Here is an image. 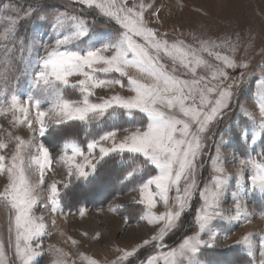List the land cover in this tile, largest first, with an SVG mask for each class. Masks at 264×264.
<instances>
[{
  "label": "snow or ice",
  "instance_id": "obj_1",
  "mask_svg": "<svg viewBox=\"0 0 264 264\" xmlns=\"http://www.w3.org/2000/svg\"><path fill=\"white\" fill-rule=\"evenodd\" d=\"M72 4L82 5L84 8L97 11L102 17L118 26L114 37L99 44L92 45L85 50H72L68 47L89 34V26L85 18L75 14L62 13L58 15L52 25L57 32L50 49L46 48L44 56L36 52V59L25 63L23 74L30 78L31 91L21 103V97L12 92L0 102V115L5 114L10 106L15 124L26 123L32 129L33 121L29 119V107H34L35 124L38 129H32L43 137L47 131L46 118L57 125L70 121L84 124L99 122L106 116L115 117L117 110L131 117L138 112L145 118L144 122L131 128L122 129L126 134L117 140L121 129H113L94 137L87 142V154L75 140H68L63 145V160L67 166V177L70 181L77 178H87L86 167L95 169V164L89 159H95L94 153L98 149L99 159L103 160L110 154H129L131 162L135 164L138 157L143 162L154 166L157 174L146 180L142 179L132 191L138 192L137 202L146 206L147 211L141 219L151 224H160L157 235L151 240H144L148 245L153 241H162L166 232L174 229L186 206L196 190L197 161L204 154L206 134L209 126L217 120L223 110L230 106L233 96V84L225 85L229 79L228 68L237 66L247 68L246 64L237 63L226 56H221L213 49L228 47L234 49L231 41L222 44L210 39H201L199 47L186 44L183 40H169L167 33L150 26L145 19L144 5L128 0H71ZM8 5H4L6 9ZM139 9V10H138ZM153 15H156L153 13ZM10 24L0 35V42L15 38L16 20L9 18ZM6 45L0 43V49ZM10 51V50H9ZM110 53V54H107ZM207 53L223 66L213 65L203 57ZM203 69L210 76L199 74ZM261 71L264 72V66ZM133 72L135 74H133ZM111 74L127 78L128 96L112 95L101 102L90 100L96 89L113 86L125 87L122 81ZM80 77L75 83L71 77ZM264 82V81H262ZM77 88L80 99L68 98L67 88ZM260 122L255 125L251 136V143L264 136V88L258 96ZM46 103L47 110L41 109ZM15 113H23L21 121ZM9 139H12L9 134ZM15 151L10 157L0 155V173H7V184L0 191V205L9 211V233L14 236L15 256L19 264H32L34 257L41 255L39 239L46 234L43 216H36L34 209L40 207L56 213L60 208V191L56 182L48 185L49 195L47 204L40 203L37 193L45 185V171L51 169L52 159L49 149L41 142H25L21 137L15 138ZM109 143L110 146H104ZM7 148V144L0 139V150ZM34 149V154L33 153ZM70 150L71 154H68ZM254 150V148H253ZM25 152L30 154L26 157ZM82 157L86 163L77 162ZM221 161L214 162L213 169L217 173L211 189L207 187L200 191V198L204 202L195 216V221L201 231H204L209 221L221 216L218 211L219 200L227 177ZM245 169H252L249 176L253 190L264 194V153L260 159L249 157L239 161L237 180L243 178ZM27 170L38 172L39 179L33 183L27 175ZM141 170L140 165L131 168L125 179L134 178V174ZM67 187V184L64 185ZM177 193L174 200H170V192ZM163 202L166 212L154 215L152 209L157 203ZM236 217L241 214L248 218L246 208H243L238 198L234 197ZM114 211V209H112ZM80 215L84 214L81 208ZM264 216V212L261 213ZM250 222V221H249ZM55 224V220H53ZM215 235L208 241L199 236L185 239L179 249L163 255L165 264H200L197 253L202 247H211ZM33 242L35 246L33 247ZM239 244L247 247L251 254L252 242L246 235ZM159 248L160 244L157 243ZM57 259L54 264H67L64 259L68 254L60 249H54ZM5 247L0 243V264H5ZM134 252H125L121 259L131 257ZM260 264H264V239L260 245ZM157 257H150L146 264H155ZM88 264H96L89 259Z\"/></svg>",
  "mask_w": 264,
  "mask_h": 264
},
{
  "label": "rangeland",
  "instance_id": "obj_2",
  "mask_svg": "<svg viewBox=\"0 0 264 264\" xmlns=\"http://www.w3.org/2000/svg\"><path fill=\"white\" fill-rule=\"evenodd\" d=\"M34 1L36 0H0V35L9 26V18L16 20L15 38L0 42L6 45L5 48L0 49V102L6 98L4 92L7 90L8 95L12 92L18 94L23 104V100L31 91L30 78L23 74L24 65L30 59H36L37 51L40 56H44L45 49H50L58 35L52 27L58 15L62 13L75 14L85 18L88 23L89 34L69 44L68 47L72 50H85L92 45L99 46L101 42L114 37L117 33L118 26L114 22L102 17L95 10L84 8L79 4L82 8H79L77 4L73 5L71 0H48L49 6L46 10L45 4H40L39 0L34 4ZM133 3L144 5L145 19L150 22L151 27L162 33H167L169 40L180 39L193 47H199L201 39H210L221 44L224 41H231L235 46L234 49L225 46L213 49V51L234 60L237 65H247V68L237 66L226 69L229 79L225 81V85H234L230 106L224 109L217 120L209 126L204 154L197 161V188L193 191L188 203L189 205L195 200L194 226L190 225L192 227L190 231H193L194 228L195 230L192 234L184 236L175 245L172 244L160 252V248H157L156 244L174 240L177 233L176 223L174 229L165 233L162 241H153L144 245L143 241L151 240L153 236L157 235L163 224L150 225L146 219H141L147 209L145 205L137 202L138 192L135 191L113 197L98 207H83L84 214L82 216L79 211L81 208L78 211L65 212L60 207L53 215L50 208L45 209L38 204L34 209V214L38 217L43 216L46 234L38 241L41 244L39 251L42 254L34 257L32 264H54L57 259L54 249L57 248L68 254L64 257L67 264H88L89 259L96 261V264H146L150 257H157L155 264H165L163 255L179 249L185 239L197 235L202 239L205 231L200 230L195 216L204 203L200 198V191L206 187L212 188L214 183V174L217 173L214 172L213 165L217 159L221 161L220 166L225 170L223 175L227 177V181L219 200L218 211L221 212V216L215 218L217 221H224L231 231L229 230L228 236L216 241L214 245L224 246V250L220 251L228 252L219 256L209 252L204 257L200 254V250L205 248L202 247L199 250L200 253H197V259L200 264H260V248L256 246V243L258 244L264 239V222L259 221L256 214L264 212V204L261 202L254 205L253 201L264 194L259 190H254L253 196L251 194L248 199H244L243 190L250 170L247 172L245 169L243 178L239 181L236 174L241 159L247 160L251 156L259 160L260 154L264 153L256 148L261 137L256 139L255 145L251 143L255 125L260 122L258 96L260 89L264 88V82H262L264 81V72L261 71L264 66V0H128L129 6ZM56 4H60V6H56ZM4 5H8V7L5 9ZM202 55L209 63L223 66L222 61L209 57L207 53ZM198 72L201 75L210 76V73L203 69H199ZM133 74L135 73L133 72ZM111 75L120 79L124 85L127 84L126 77L123 79L118 74ZM70 79L74 84L80 77L73 76ZM65 94L68 98L80 99L78 87L67 88ZM116 94L131 95L129 91L117 85L96 89L90 100L99 103ZM238 98L239 101H237ZM24 106L29 107V119L33 121L32 129H38L39 126L35 124L36 109ZM40 107L47 110L48 105L44 103ZM15 116L21 121L24 119L23 113H15ZM115 117L117 119L119 116L116 114ZM115 117H111L109 120L114 121ZM144 120L145 118L141 116V121ZM73 122L76 121L57 125L54 121H48L46 118L47 131L43 137H40L38 132L34 134L26 123L15 124L13 122V112L10 110V106L5 114L0 115V139H3L7 144V148L0 150V155H5L10 159L15 151L16 141L14 138L16 136L21 137L25 142H42L49 149L52 159L51 169H46L45 185L37 193L42 204L48 202L47 186L51 183H57L61 194L65 188L83 178H77L74 175L69 181L68 169L62 158L63 145L66 141L62 140L60 135L64 130L70 128L65 125ZM9 134L12 139H9ZM125 134L117 136V140ZM104 146L108 147L109 145L105 143ZM82 149L87 154V144ZM29 154V152H25L26 157ZM31 154H34V149ZM68 154H71L70 150ZM94 156L95 159L92 157L89 159L96 165L100 161L98 149ZM77 162L86 163L82 157H77ZM85 171L89 177L93 169L86 167ZM27 175L33 183L39 179L38 172L33 170H27ZM6 184L7 173H0V191H3ZM65 184L67 187L64 186ZM101 190L106 195L110 190L109 184H104ZM176 195L175 191L170 192V200H174ZM234 197L240 200L243 208H246L247 219L243 214L239 218H234L236 217ZM78 198L81 200L88 198V193H81ZM166 211L163 202L159 201L156 208L152 209L154 215H160ZM187 214L185 213L183 216L187 218ZM53 220H55V224H53ZM190 223L192 224L191 221ZM9 227V211L0 205V243L5 247L4 261L5 264H19L15 256L14 236L10 235ZM246 235L250 236L252 242L251 254L247 247L238 243ZM35 243L33 242V247ZM233 249L241 255L239 256ZM245 249L248 251L246 252ZM129 251L134 252V255L121 259L124 253ZM148 255L150 256L147 257ZM245 257L248 261L244 260Z\"/></svg>",
  "mask_w": 264,
  "mask_h": 264
},
{
  "label": "trees",
  "instance_id": "obj_3",
  "mask_svg": "<svg viewBox=\"0 0 264 264\" xmlns=\"http://www.w3.org/2000/svg\"><path fill=\"white\" fill-rule=\"evenodd\" d=\"M38 3V0L34 1ZM40 4H45V10L47 6H49L48 0H39ZM33 4V5H34ZM75 5V4H73ZM78 5V4H77ZM56 6H60V4H56ZM79 6V5H78ZM81 6H79L80 8ZM82 8V7H81ZM239 101V98L237 99ZM116 114L119 116L117 119L115 117L114 121L109 120L111 116H106L102 118L99 122H93L90 124H84L82 122H73L65 126H70L66 131L60 135V138L64 141L75 140L81 148L87 144V142L94 138L102 135L106 131H110L113 129H124L131 128L135 125L143 123L141 121V114L135 112L131 117L125 115L121 110H117ZM138 121V122H136ZM256 148L261 151H264V136L260 138L259 143ZM256 151V149H255ZM136 165L141 166V170L134 174V178L125 179V176L131 168L136 167ZM156 170L153 166L147 165L143 162L142 157H138L135 160V164L131 162L129 154L125 153L123 155L120 154H110L105 157L103 160H100L96 165L95 169L92 171V174L86 179L81 178L76 180L71 186L65 188L63 192L60 194V207L65 212H74L78 211L83 207H98L99 205L107 202L109 199L124 195L128 192L132 191V188L136 186L142 179L146 180L151 175H155ZM83 179V180H82ZM109 184L110 190L105 195V193L101 190V187L104 184ZM81 193H88V198L79 199L78 196ZM264 204V196H261L253 201V204L261 203ZM195 205V200L192 201L185 208L181 217L179 218L176 230L177 233L172 242H163L164 245L160 248V252L164 248H169L172 244H176L179 240H181L184 236L192 234L195 230L190 231L192 228L190 225L194 226L193 223V209ZM129 208V207H128ZM130 209V208H129ZM185 213L187 214V218L183 216ZM192 222V224L190 223ZM169 242V243H168ZM234 250V249H233ZM238 253V251L234 250ZM232 251L233 253H235ZM212 252L213 254L224 255L226 252ZM239 256L241 255L238 253ZM148 255L147 257H149ZM205 257V256H204ZM244 260H247L245 257ZM248 261V260H247Z\"/></svg>",
  "mask_w": 264,
  "mask_h": 264
},
{
  "label": "crops",
  "instance_id": "obj_4",
  "mask_svg": "<svg viewBox=\"0 0 264 264\" xmlns=\"http://www.w3.org/2000/svg\"><path fill=\"white\" fill-rule=\"evenodd\" d=\"M123 78V77H122ZM124 79V78H123ZM127 80V79H126ZM124 90H126V91H128V89H127V84H125V87H122ZM138 113V112H137ZM140 114V113H139ZM125 132L124 131H120V132H118V134H117V136H120V135H122V134H124ZM108 145L110 146V144L108 143ZM248 170H250V173H248L247 174V177H246V183H245V186H244V190H243V196H244V199H248V197H250L251 196V194L253 193V189H252V187H251V183H250V180H249V175H251V174H253V170L252 169H247V172H248ZM216 175H218V174H214V176H216ZM208 189H211V188H208ZM133 193V192H132ZM252 196H253V194H252ZM256 197H258V195H255ZM241 197V196H240ZM255 197V198H256ZM248 201V200H247ZM231 203H233V202H231ZM243 203V202H242ZM248 204L251 206V203H249V201H248ZM218 210H219V207H218ZM254 211V210H253ZM256 214V213H255ZM256 216L258 217V220L259 221H262V222H264V216H262L261 215V213H258V214H256ZM254 217V216H253ZM222 229V230H219V229ZM230 229H229V226H227L226 224H225V222L224 221H217L216 220V218L215 219H212L211 221H209V223H208V226H207V228L204 230L205 232H204V234H203V236H202V239L203 240H205V241H208L209 239H210V236H212V235H215V241H214V243L216 242V241H218V240H220V239H223L224 237H226V236H228V234H229V232L231 231H229ZM214 243L212 244V246L211 247H205V248H203L202 250H200L201 251V253H200V251H199V253L201 254V255H203V256H206L209 252H207V251H213V252H221L222 250H224V246H216V245H218V244H216V245H214ZM260 245H261V242L260 243H256V246L258 247L259 246V248H260ZM242 248V247H241ZM221 250V251H220ZM245 251L247 252L248 250H246L245 249ZM249 254V253H248ZM248 257V256H247ZM205 264V263H204Z\"/></svg>",
  "mask_w": 264,
  "mask_h": 264
}]
</instances>
